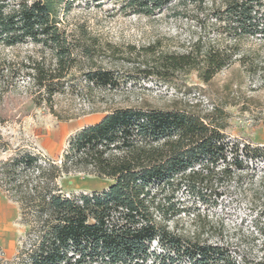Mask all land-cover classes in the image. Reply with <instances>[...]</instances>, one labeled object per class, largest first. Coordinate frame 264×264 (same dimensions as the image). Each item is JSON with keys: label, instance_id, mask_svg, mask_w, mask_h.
<instances>
[{"label": "trees", "instance_id": "obj_1", "mask_svg": "<svg viewBox=\"0 0 264 264\" xmlns=\"http://www.w3.org/2000/svg\"><path fill=\"white\" fill-rule=\"evenodd\" d=\"M120 1L123 13L146 16L173 2L200 5V0ZM58 3L0 0V47L31 41L53 54L48 68L36 59L25 66L27 76L48 95L58 91L51 85L77 63L74 47L57 26ZM208 5L227 37L264 39V0H209ZM231 48L197 39L186 52L150 58L144 71L164 81L195 71L208 82L233 61ZM84 54L92 62L94 47H85ZM3 69L9 67L0 57ZM83 75L92 89L118 85L113 70L101 66H91ZM225 121L226 114L218 109L200 114L183 107H120L78 130L56 162L25 152L0 163V186L31 214L27 224L35 235L13 264H246L231 258L223 244L176 234L154 215L178 212L170 200L181 190L199 200L222 199L233 184L241 187L254 164L264 162L263 147L224 134ZM71 171L112 183L101 191L66 196L56 179ZM159 197L169 202L165 209ZM154 242L161 253L152 248ZM164 251L172 254L170 262Z\"/></svg>", "mask_w": 264, "mask_h": 264}, {"label": "rangeland", "instance_id": "obj_2", "mask_svg": "<svg viewBox=\"0 0 264 264\" xmlns=\"http://www.w3.org/2000/svg\"><path fill=\"white\" fill-rule=\"evenodd\" d=\"M58 1L57 26L74 47L77 63L67 77L51 85L58 90L53 95L40 89L25 67L29 59L52 66L54 57L48 48L31 41L0 47V57L9 67L0 71L4 90L0 163L25 152L56 162L78 130L120 107H183L200 114L222 110L226 114L223 132L230 140L264 148V39L235 41L221 33L209 0H200V5L173 2L150 16L123 13L120 0ZM197 39L202 44L231 46L236 52L233 61L208 82L195 71L178 72L168 81L144 71L147 62L152 63L150 58L186 52ZM87 46L94 47V65L84 54ZM91 66L113 70L118 85L92 89L83 75ZM253 167L241 187L233 184L222 199L199 200L181 190L170 200L179 211L166 217L155 211V218L176 234L223 244L237 262L264 261V162ZM111 183L78 171L56 179L66 196L101 191ZM0 197L5 199L0 200V261L13 264L35 238L27 224L31 214L24 213L1 186ZM159 199L165 209L169 202ZM152 248L162 252L156 242ZM162 254L170 262L172 254Z\"/></svg>", "mask_w": 264, "mask_h": 264}, {"label": "crops", "instance_id": "obj_3", "mask_svg": "<svg viewBox=\"0 0 264 264\" xmlns=\"http://www.w3.org/2000/svg\"><path fill=\"white\" fill-rule=\"evenodd\" d=\"M0 200H5L4 198L0 197Z\"/></svg>", "mask_w": 264, "mask_h": 264}]
</instances>
